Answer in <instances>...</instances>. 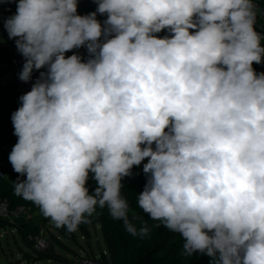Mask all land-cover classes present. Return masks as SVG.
<instances>
[{"label":"clouds","instance_id":"obj_1","mask_svg":"<svg viewBox=\"0 0 264 264\" xmlns=\"http://www.w3.org/2000/svg\"><path fill=\"white\" fill-rule=\"evenodd\" d=\"M93 2L96 11L80 15L79 0H0L16 3L3 28L25 60L19 79L39 72L11 115L9 162L26 177L15 194L68 232L107 207L129 234L146 237L122 195L124 178L143 164L137 204L182 237L185 254L264 264L256 3ZM82 47L87 59L73 51Z\"/></svg>","mask_w":264,"mask_h":264},{"label":"trees","instance_id":"obj_2","mask_svg":"<svg viewBox=\"0 0 264 264\" xmlns=\"http://www.w3.org/2000/svg\"><path fill=\"white\" fill-rule=\"evenodd\" d=\"M258 2L264 11V0H254ZM96 6L84 4L80 7L78 13L86 15L96 11ZM14 15L13 12L5 9L0 4V35L4 40L0 39V63L6 64L11 68L22 70L25 62L24 57L18 52L13 39L8 38L7 31L3 28V21L9 16ZM97 18L103 22L105 16L98 14ZM255 30L264 35V20H256ZM264 44V41H262ZM83 58L87 59L88 53L86 48L73 50ZM68 52L66 55H72ZM253 67L257 72H264V63L255 64ZM39 76L38 71L33 72V80ZM20 97L10 88L0 83V139L7 136L9 142H17L14 135V128L11 121V115L20 106ZM9 152L1 151V159L5 167L9 169L5 176L0 177V196L6 198L12 206L26 205L38 208L32 202L17 196L14 192L15 182L19 179H25L13 170L9 162ZM147 161L145 160L144 163ZM133 174L125 177L122 181L124 188L122 195L128 200L130 211L129 219L138 228L143 223H147L150 232L146 237L133 236L129 234L122 221L115 220L109 214L107 207L100 209L90 218V223L79 225L75 232H68L66 228H57L49 218H43L42 223L48 229L52 242L59 247L72 251L65 243V240L78 242L79 236L90 239L93 231H100L102 234L106 249L102 251L98 257L100 264H214L218 260L216 257H210L206 254L195 252L191 256L185 254L183 249L184 241L178 233L168 230L160 221L150 219L147 214L139 208L137 204V194H139L147 181L146 175L143 173V164L134 167ZM95 185L89 181V188ZM49 224V225H48ZM51 226V227H49ZM15 227L25 241L34 248L33 242L29 240V236H37L40 234V223L37 221H25L18 224H11L0 220V228ZM36 251L34 256L36 262L38 260H54L60 263L67 261L66 257H62L54 247L49 246L42 251ZM94 258L91 256H87ZM75 264V263H74Z\"/></svg>","mask_w":264,"mask_h":264},{"label":"rangeland","instance_id":"obj_3","mask_svg":"<svg viewBox=\"0 0 264 264\" xmlns=\"http://www.w3.org/2000/svg\"><path fill=\"white\" fill-rule=\"evenodd\" d=\"M0 39L4 40L1 35ZM32 217L33 220L40 223V234L44 235L51 243V246L62 257H66L67 261L60 263L54 260H38L36 262L34 258L36 251L34 248L24 240L15 227H7L0 228V264H78L81 257L91 256L98 258L101 256L102 251L106 249L102 234L99 230H95L90 239L79 236L78 242L65 240V243L72 251L65 250L52 242L48 229L42 223L44 218L42 213L36 211Z\"/></svg>","mask_w":264,"mask_h":264},{"label":"built area","instance_id":"obj_4","mask_svg":"<svg viewBox=\"0 0 264 264\" xmlns=\"http://www.w3.org/2000/svg\"><path fill=\"white\" fill-rule=\"evenodd\" d=\"M258 8V14H257V20H264V11L261 9L258 2L254 1ZM162 36L167 35L168 33L165 31H162ZM14 43L15 40L13 39ZM3 71L0 73V83L5 85L6 87L13 90L19 97L23 95L24 93L31 90L32 84L35 82V80H31L29 82H23L19 79V74L22 70L20 69H14L9 67L6 64L2 65ZM7 147V144L3 145L2 150H5ZM6 175V167L1 159L0 154V177ZM0 202L6 205V212L0 214V220L10 222L11 224H18L25 221H30L31 215L35 212L34 207L32 206H26V205H15L12 206L10 202L0 196ZM29 240L33 242L34 248L38 251L45 250L49 246L48 239L42 235L39 234L37 236H29ZM78 264H100L98 261V258H90L87 256L81 257Z\"/></svg>","mask_w":264,"mask_h":264},{"label":"crops","instance_id":"obj_5","mask_svg":"<svg viewBox=\"0 0 264 264\" xmlns=\"http://www.w3.org/2000/svg\"><path fill=\"white\" fill-rule=\"evenodd\" d=\"M0 4H2V6H3L5 9H7L8 11L13 12V13L15 14V11H16V3H0ZM84 4H90V5H94V6L97 7L96 3H94L93 0H79L78 11H79L80 7H81L82 5H84ZM165 32H167V31L165 30ZM161 33H162V32H161ZM161 33H159L158 35H159V36H162ZM2 65H3V64L0 63V73L4 72V71H3V68H2ZM5 144H7L6 151H8L9 153L11 152V150H12V148H13V146H14V143L9 142L8 139H7V136H4L3 138L0 139V154H1V149H2L3 145H5ZM7 171H9L8 168H6V172H7ZM34 209H35V212H36V211H40L39 208L34 207ZM35 212H34V213H35ZM34 213H33V214H34ZM33 214H32V215H33ZM32 215H31V217H30L29 220H30V221H35V220H33Z\"/></svg>","mask_w":264,"mask_h":264}]
</instances>
